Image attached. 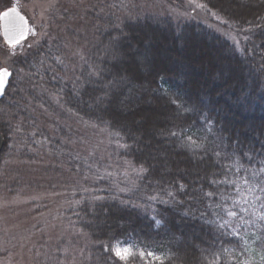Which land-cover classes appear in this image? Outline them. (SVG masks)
Instances as JSON below:
<instances>
[{
  "label": "trees",
  "instance_id": "1",
  "mask_svg": "<svg viewBox=\"0 0 264 264\" xmlns=\"http://www.w3.org/2000/svg\"><path fill=\"white\" fill-rule=\"evenodd\" d=\"M150 1L56 0L45 37L10 61L0 100V189L12 194L21 186L12 162L34 170L42 178L32 184L42 180L47 189L62 170L73 172L65 125L74 119L105 130L117 163L138 171L124 190L113 181L81 182L61 211V229L38 232L35 264L71 257L73 264H120L105 247L153 251L163 264H264V223L226 211L253 201L242 178L264 162V0H196L235 41L217 30L225 32L222 23L177 18L161 4L154 11ZM181 34L186 42L176 39ZM114 37L119 60L105 50ZM146 49L157 71L137 64ZM94 69L99 75L90 77ZM119 76L131 84L106 87ZM177 96L179 110L171 103ZM225 165L240 170L227 176L235 187L210 183L224 179ZM217 188L220 195H205ZM225 221L229 227L220 228Z\"/></svg>",
  "mask_w": 264,
  "mask_h": 264
},
{
  "label": "rangeland",
  "instance_id": "2",
  "mask_svg": "<svg viewBox=\"0 0 264 264\" xmlns=\"http://www.w3.org/2000/svg\"><path fill=\"white\" fill-rule=\"evenodd\" d=\"M55 1L18 0L20 11L27 17L30 28L35 30L36 35H28L22 42L23 47H17V55L24 53L29 45L32 46L45 37L48 14ZM159 4H161L160 11L164 12L167 7L169 13L177 18H193L205 23H209L211 20L214 26H217L216 22L222 23L226 29L225 32L221 29L217 30L232 41L237 39L236 33L227 28L220 17L217 15L216 17L206 10L196 0L150 1V6L154 11ZM15 5H17V0H0V12ZM11 51L12 47L4 42L0 28V67L9 68L10 61L17 56L11 55ZM69 123L65 127L70 135L69 146L74 169L71 173L66 169L62 170L59 174L60 183H54V189H47L42 180L32 184L33 179L42 178L34 170L32 174L23 169V164L15 162L10 164L11 167H15L19 171L22 181L21 186L15 189L12 194L7 189H0V264H35L34 256L39 253L38 249L41 248L39 233L44 230L48 235V233L52 234L55 229L58 231L61 229V211L73 203V198L80 190L79 186L82 187L83 181L90 179L113 181L120 189L124 190L132 184L134 176L138 172L129 165L117 163V160L113 158L112 145H115L116 142L105 130L77 119ZM27 145L32 148L30 144ZM74 172L80 173V177ZM0 177H2L1 173ZM55 235L60 236L59 239L63 236L58 233ZM65 236L67 235L65 234ZM55 240L58 238L52 237L48 242L53 244ZM66 262V264H73V258L71 257Z\"/></svg>",
  "mask_w": 264,
  "mask_h": 264
},
{
  "label": "snow or ice",
  "instance_id": "3",
  "mask_svg": "<svg viewBox=\"0 0 264 264\" xmlns=\"http://www.w3.org/2000/svg\"><path fill=\"white\" fill-rule=\"evenodd\" d=\"M202 6V5H201ZM0 20L4 21V30L5 35L8 37V43L12 47L11 55L15 56L17 55V47H23V41H25L26 37L31 34L33 36L36 35L35 30L29 27V21L26 19L24 15L21 14L18 0L17 5L10 6L6 10L0 12ZM226 23V22H225ZM178 41H185L186 38L183 34L176 37ZM119 41V37H114L112 41H110L109 46L106 47V51L111 52L112 58L115 60H119L120 53L118 51H115L114 49L117 46V43ZM31 47V45H29ZM235 47V46H234ZM23 54V53H20ZM137 64L143 67H146L149 71H157L156 65L152 59H150L148 55L147 49L145 52L137 53ZM13 75L12 71L9 70L8 67L3 66L0 67V95H3L6 91V88L9 83V78ZM88 75L91 76H97L99 75V72L97 70H92L88 73ZM131 80L128 76H119L114 77L112 81L108 82L107 86H110L111 88H117L122 85H130ZM131 92V88L129 89ZM179 99V96L176 97V99H172L171 103L174 105H177V109L179 110L182 106L177 104V100ZM104 102L103 97H97L96 98V104L99 107ZM102 119V117H100ZM208 119L207 117L205 118ZM172 136H177L178 134L176 132L170 133ZM119 135V133H117ZM189 140H191V137L189 136ZM219 155V153H217ZM251 159V157H249ZM142 171H146V169H142ZM239 169L233 170L231 167L223 166V176L224 179H213L210 181L213 185H224L228 184L230 187H235V181H229L227 179V176L229 173L232 174H238ZM243 184L248 186L251 185V187L248 188L249 193L253 197V201H247L245 200L246 207H240L239 211L236 210V206L234 204L233 208L227 209V215L229 217H237L238 215H241L242 213H248L249 217H254V219L251 220V223L255 224L257 221L264 223V162H261V167L257 170L253 171L250 176H245L242 178ZM180 190L184 189V185L181 184L179 186ZM169 195H172L169 193ZM209 198H213L214 196L220 195L218 188L215 191H209L205 194ZM155 199V198H153ZM163 202V201H162ZM161 219H157L156 216L152 217V223L154 225H160ZM248 222L247 220L245 221ZM229 227V224L227 221H225L223 224L220 225V228H227ZM236 235H239L237 232ZM105 252H110L111 257L115 260L120 262V264H133V261L137 258L143 259V258H149L153 261L159 262V264H163L164 258L161 256H157L155 252L153 251H139V252H133L131 248L128 247H114L109 249L108 247L104 248ZM247 264V262H245Z\"/></svg>",
  "mask_w": 264,
  "mask_h": 264
},
{
  "label": "water",
  "instance_id": "4",
  "mask_svg": "<svg viewBox=\"0 0 264 264\" xmlns=\"http://www.w3.org/2000/svg\"><path fill=\"white\" fill-rule=\"evenodd\" d=\"M21 14H22V13H21ZM22 15H23V14H22ZM26 19H27V18H26ZM0 28H1L2 37H3V39H4V42H5L6 44L10 45V44L8 43V37L5 35L4 21H3V20H0ZM27 37H28V36H27ZM27 37H26V38H27ZM11 77H12V76H11ZM11 77L9 78V82H10ZM8 85H9V83H8ZM7 88H8V86H7ZM7 88H6V90H7ZM5 92H6V91H5ZM4 94H5V93H4ZM4 94H3V95H0V99L3 98ZM3 146H4V139H3V135H2L1 130H0V153H1L2 149H3Z\"/></svg>",
  "mask_w": 264,
  "mask_h": 264
}]
</instances>
